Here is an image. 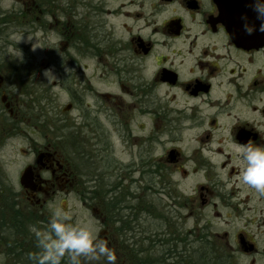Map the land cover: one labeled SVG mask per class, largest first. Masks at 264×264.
Listing matches in <instances>:
<instances>
[{
    "label": "flooded vegetation",
    "instance_id": "1",
    "mask_svg": "<svg viewBox=\"0 0 264 264\" xmlns=\"http://www.w3.org/2000/svg\"><path fill=\"white\" fill-rule=\"evenodd\" d=\"M234 1L238 6L228 0H68L62 11L68 77L79 80L68 90L67 109L81 111L76 105L84 101L85 125L100 121L101 113L124 126L143 112L155 149L162 147L154 169L182 172L191 182L192 194L179 195L183 203L177 186L168 193L186 215L162 226L167 252L176 237L170 247L179 264L187 249H207L219 264H264V196L239 182L231 151L234 141L264 145V34L244 32L242 17L260 23L252 0ZM42 14L49 15L46 6ZM13 32V21L0 12V143L13 134L29 143L10 154L0 147V254L1 264H31L29 253L39 251L31 226L44 230L53 210L67 211L70 197L77 194L82 203L84 196L57 143L30 135L43 113L28 119L9 99L4 57ZM161 135L168 136L167 148ZM128 253L134 258L122 264H138L140 253Z\"/></svg>",
    "mask_w": 264,
    "mask_h": 264
},
{
    "label": "rangeland",
    "instance_id": "2",
    "mask_svg": "<svg viewBox=\"0 0 264 264\" xmlns=\"http://www.w3.org/2000/svg\"><path fill=\"white\" fill-rule=\"evenodd\" d=\"M67 1L0 0L1 18L11 19L14 30L10 40L5 42V79L7 77L9 99L23 109L28 119L32 113H43L40 123L29 132L38 142L44 139L57 143L71 181L79 183L76 188L82 190L83 202L74 193V198L68 200L67 211L73 216V223H90L98 227L100 239H104L105 233L102 232L107 230L109 237L105 241L119 253L116 255L117 264H122L123 259L134 258L128 253L129 249L135 254V250L139 253L147 248L153 250V255L140 253V262L158 258L173 263V254L160 250L163 221L169 218L173 222L171 217L186 215V210H179L168 193L177 186V202L183 203L179 195L192 194L191 182L182 172L159 173L154 169L153 159L162 152V147L155 149L152 126L143 112L137 114L138 120L134 123L124 126L101 113L97 116L100 121L96 119L94 125H85L84 117L88 113L84 101L76 105L81 111L67 109L70 102L68 90L79 81L68 77L70 68L61 32L62 11L69 9ZM45 6L49 10L47 17L42 14ZM31 8L36 19L32 17ZM22 34L24 39L18 42ZM28 35L34 37L32 42H27ZM35 39L41 42L42 49L32 50ZM19 49L23 52V61L16 58ZM72 60L77 58L72 57ZM73 66L71 72L78 75V68ZM47 69H52L56 78L48 79L44 75ZM161 138V144L163 142L167 148L165 140L168 136L161 135ZM28 144L27 138L13 134L7 142H1L0 147L10 154L11 148L16 153L20 146ZM21 161V157L14 161L15 169L20 167ZM185 253L183 263H203L202 251L187 249ZM3 260L0 254V264Z\"/></svg>",
    "mask_w": 264,
    "mask_h": 264
},
{
    "label": "clouds",
    "instance_id": "3",
    "mask_svg": "<svg viewBox=\"0 0 264 264\" xmlns=\"http://www.w3.org/2000/svg\"><path fill=\"white\" fill-rule=\"evenodd\" d=\"M250 7L260 23L257 27L250 24L246 16L242 17L244 32L249 36L257 31L264 34V0H252ZM24 34L18 42L24 39ZM33 40L34 37L27 36V42ZM40 44L35 39L32 50L42 49ZM16 58L21 61L24 59L20 49ZM44 75L48 79L56 78L52 69L45 70ZM231 151L235 155L234 163L241 168L239 182L264 196V145L234 141ZM30 231L34 234L35 244L39 249L35 254L29 253L31 264H101V261L104 264H117L115 251L97 235L100 229L90 223H73V216L62 208L57 207L52 211L44 230L31 226Z\"/></svg>",
    "mask_w": 264,
    "mask_h": 264
},
{
    "label": "trees",
    "instance_id": "4",
    "mask_svg": "<svg viewBox=\"0 0 264 264\" xmlns=\"http://www.w3.org/2000/svg\"><path fill=\"white\" fill-rule=\"evenodd\" d=\"M172 240V242H168L169 243V247H168V249H169V251H170V253H172L173 254V261H179V259H180V256H179V253H175L174 252V248H171L170 246H174V241H176V237H174V238H172L171 239ZM160 242L162 243V246L160 247V249L163 251V252H167V249L166 248H164L165 247V243L163 242V240L161 239L160 240ZM151 251H153V250H149L148 248H147V251L146 250H144V251H142L144 254H146V255H149V252H150V254L151 255H153L152 254V252ZM142 252H139V253H142ZM200 252H201V250H200ZM203 253H204V256L202 257V261H203V263H201V264H219L218 262L217 263H214V262H212L210 259H209V252H208V250L206 249L205 251H202ZM162 253V252H161ZM151 264H174L175 262H173V263H166L165 262V259L164 260H162L161 261V259H153V260H151ZM133 263H134V261H133ZM150 262L149 261H143V262H140V261H138V264H149ZM134 264H136V263H134Z\"/></svg>",
    "mask_w": 264,
    "mask_h": 264
},
{
    "label": "water",
    "instance_id": "5",
    "mask_svg": "<svg viewBox=\"0 0 264 264\" xmlns=\"http://www.w3.org/2000/svg\"><path fill=\"white\" fill-rule=\"evenodd\" d=\"M225 1H227V0H225ZM228 1H229V3H228L229 5H233V6H236V5H237V6H238L237 1H234V0H232V1H231V0H228ZM239 38H242V36H239ZM239 38H238V39H239ZM243 38H244V37H243ZM239 41H242V40H239Z\"/></svg>",
    "mask_w": 264,
    "mask_h": 264
}]
</instances>
